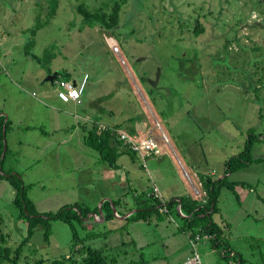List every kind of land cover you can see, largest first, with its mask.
<instances>
[{
    "label": "rangeland",
    "instance_id": "obj_1",
    "mask_svg": "<svg viewBox=\"0 0 264 264\" xmlns=\"http://www.w3.org/2000/svg\"><path fill=\"white\" fill-rule=\"evenodd\" d=\"M102 1L60 0L57 14L32 35L37 16L47 17L48 0H0V116L10 120L0 175L20 176L39 212L76 202L100 210L103 201L121 196L120 215L77 224L79 236L88 237L81 245L119 264H184L194 247L181 230L180 212L154 209L149 220L130 221L125 210H137L154 194V183L164 198L202 201L203 180L221 177L249 133H262L252 150L257 160L228 176L244 183L236 192L223 188L214 219L243 259L264 264V0H131L118 36L82 25L78 6ZM197 22L204 28L198 33ZM59 71L77 81L90 75L82 104L59 100L57 84L47 80ZM94 120L121 125L130 135L134 129V137L153 130L156 151L118 159L129 182L109 178L110 166L86 143ZM15 195L0 176L3 231L14 248L28 229V221L18 219ZM77 247L70 225L54 220L49 241L38 226L18 264L41 258L51 264L71 254L81 261ZM197 250L204 264H239L230 248L215 251L200 242Z\"/></svg>",
    "mask_w": 264,
    "mask_h": 264
},
{
    "label": "trees",
    "instance_id": "obj_2",
    "mask_svg": "<svg viewBox=\"0 0 264 264\" xmlns=\"http://www.w3.org/2000/svg\"><path fill=\"white\" fill-rule=\"evenodd\" d=\"M131 0H103L100 4L95 6H90L89 4H81L78 6V13L82 16V25L96 27L99 26L102 29L110 32L111 34L118 36V28L121 27L123 20V12L126 6L130 5ZM49 10L47 17L43 20L40 16H37V21L35 25L30 28L31 34L36 35V33L46 26L50 20L57 14L59 8L60 0H48ZM195 27V32H201L204 28L199 25ZM133 32V31H132ZM34 43L33 40L30 44ZM50 48H47L45 52H49ZM51 52L47 54L50 58ZM36 58H39L35 56ZM53 71H50L52 73ZM59 77L62 76L65 79H72L73 75L68 71H59ZM59 77L57 79H59ZM56 81V80H55ZM114 96V92L106 94L102 97L110 99ZM102 111V110H101ZM136 118H132L131 121L134 122ZM94 120L93 126L88 129L86 136V143L89 147L97 151L99 158L102 162L109 165L112 169H119L120 164L118 163L119 157L127 153L132 159L138 158V152L134 151L130 147L124 145V141L120 138V133L118 130L121 129V125H116L114 128L108 127L101 133H98V127ZM10 120L5 121L4 116H0V155L4 151V139L9 129ZM132 135H136L134 129L129 130ZM263 134H256L254 131L250 132L245 144V148L238 153L230 157L226 161L225 171L223 175L219 178H208L203 180L204 188L206 189V201L202 202L191 196H179L178 198H172L170 200H165L167 207L170 210L176 209L178 213L177 205L181 203L183 212L187 215L182 217L181 230L184 231L189 239L196 234H210L213 238H208V243L212 245L215 251H222L224 249L230 248L233 250L228 238L226 236L224 228L214 219V214L219 212V199L222 194L224 187H228L236 192V185L243 184L241 181H230L228 176L244 169L252 162L257 159L254 158L252 154L254 140H258ZM8 148L6 150V153ZM6 157V154L4 158ZM1 178H6L9 180L16 190V195L14 198V203L19 210L18 219H25L28 221L27 235L23 239L22 243L17 247H12L7 244V236L3 231L4 217L0 213V260H8L10 264H18L21 260L22 250L26 244H29L30 239L34 235L36 228L42 226L44 229V240L49 241L52 235V222L54 220H61L68 223L73 232V241L76 251L83 254V259L79 261L75 254L69 256H63L52 260L51 264H119L116 257H110L103 250L90 245H81L84 240L88 238H82L79 236L77 224L82 227H90L87 225V219L93 218L94 215L100 217V210L98 208L92 209L89 206L82 205L78 202L63 206L57 212H39L35 203L28 197L27 186L24 180L20 176L15 175L12 172H8L6 175L1 174ZM154 192V191H152ZM153 194V193H152ZM164 196V195H163ZM149 197L139 202L138 209L131 215L126 217V220L138 221V220H149L151 213L154 209H161L162 201L153 195L145 196ZM165 199V198H164ZM119 200L105 201L102 207V213L106 210L103 215L104 220H111L115 217V213L118 215L116 209L120 204ZM123 206V205H122ZM126 207V203H125ZM160 207V208H159ZM134 210L129 208L125 212ZM162 210V209H161ZM93 214V216H92ZM14 254V256H13ZM239 258V264H250L245 259H243L240 254H237ZM45 259H38L34 264H44ZM30 264V263H29Z\"/></svg>",
    "mask_w": 264,
    "mask_h": 264
},
{
    "label": "built area",
    "instance_id": "obj_3",
    "mask_svg": "<svg viewBox=\"0 0 264 264\" xmlns=\"http://www.w3.org/2000/svg\"><path fill=\"white\" fill-rule=\"evenodd\" d=\"M89 79L90 75L88 73L84 75L81 81H77L75 79H65L60 76L59 79H56L55 81V83L57 84L56 91L59 100H62L64 102L81 103L82 96L87 88ZM73 93H76V95H72ZM96 125L98 127V133L103 132L108 127H115L111 125H106L105 123L100 121H96ZM118 132L120 133V138L124 141V145L138 152V154H140L142 157H144L145 153L149 155V153H151L152 151H156V148L158 147L156 136L153 135L152 131H148L146 135H140L138 137H134L130 135L127 131L122 129L118 130ZM153 188L155 190V196L162 201V205H160L161 209L167 211L168 207L166 205V201L164 199V196L160 193V189L156 183L153 184ZM205 201L206 198L202 199V202ZM177 209L182 216H187L182 210L181 203L177 205ZM208 238H213V235L196 234L195 236L190 238V241L192 242V245L194 247V255L192 257H188L184 264H204L197 250V244L200 242H208ZM228 253L232 258L236 256V252H234L233 250H229ZM232 262L233 261H231V264H237V261H235L234 263Z\"/></svg>",
    "mask_w": 264,
    "mask_h": 264
},
{
    "label": "crops",
    "instance_id": "obj_4",
    "mask_svg": "<svg viewBox=\"0 0 264 264\" xmlns=\"http://www.w3.org/2000/svg\"><path fill=\"white\" fill-rule=\"evenodd\" d=\"M73 75V74H72ZM72 79H75V77L73 76L72 77ZM76 80V79H75ZM90 80V79H89ZM86 91V90H85ZM85 93V92H84ZM84 95V94H83ZM84 101H83V96H82V102L81 103H76V102H73L74 104H82ZM95 107H93L91 110H92V112L93 113H95ZM101 112H106V109H105V107H101ZM111 125V124H110ZM112 126H116V123H113L112 124ZM152 131V133H153V130H151ZM154 135V134H153ZM111 168V167H110ZM119 171H121V167L119 168V169H110V170H108L107 171V173H106V175H109L108 177L109 178H114V177H116V178H119V180H120V182L122 181V177H123V179H125V180H127L128 182H129V176H127V174L126 173H124V175L122 174H120L119 173ZM185 175H187V172L185 173ZM131 184V183H130ZM119 191H121V190H119ZM122 192V191H121ZM136 192V191H135ZM180 195V194H179ZM179 195H176L175 196V198H178L179 197ZM117 196H118V194H117ZM181 196V195H180ZM121 196H118V198H120ZM166 198V197H165ZM172 198H174V196H172ZM166 199H168V200H170L171 198H166ZM136 210H131V211H128V216L129 215H131L133 212H135ZM122 219V218H121ZM123 219H126V218H123ZM233 249V248H232ZM233 251L234 252H236L237 254H238V252L237 251H235L234 249H233Z\"/></svg>",
    "mask_w": 264,
    "mask_h": 264
},
{
    "label": "water",
    "instance_id": "obj_5",
    "mask_svg": "<svg viewBox=\"0 0 264 264\" xmlns=\"http://www.w3.org/2000/svg\"><path fill=\"white\" fill-rule=\"evenodd\" d=\"M58 76V72L57 73H54V74H50L48 77H47V80H51V81H53V83L55 82V79H56V77ZM4 134H6V132L4 131ZM4 141H5V139H4ZM5 149H6V141H5ZM104 203V201L102 202V204ZM100 216L102 217V218H104L103 217V215H102V207L100 208ZM126 217H128V215L127 216H124L123 218H126Z\"/></svg>",
    "mask_w": 264,
    "mask_h": 264
},
{
    "label": "snow or ice",
    "instance_id": "obj_6",
    "mask_svg": "<svg viewBox=\"0 0 264 264\" xmlns=\"http://www.w3.org/2000/svg\"><path fill=\"white\" fill-rule=\"evenodd\" d=\"M72 95H76V93H73Z\"/></svg>",
    "mask_w": 264,
    "mask_h": 264
}]
</instances>
